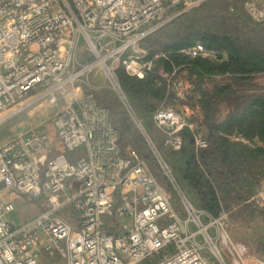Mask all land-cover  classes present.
Returning a JSON list of instances; mask_svg holds the SVG:
<instances>
[{
    "label": "built area",
    "instance_id": "built-area-1",
    "mask_svg": "<svg viewBox=\"0 0 264 264\" xmlns=\"http://www.w3.org/2000/svg\"><path fill=\"white\" fill-rule=\"evenodd\" d=\"M202 1L0 0V127L45 103L55 110L51 122L62 147L50 156L54 140L38 126L0 141V264H46V253L63 264H146L168 247L171 254L154 264H210L207 246L223 262L217 241L236 264H246V247L224 226L228 215L212 218L185 198L117 75L122 68L144 79L165 56L149 58L141 43ZM245 9L264 22V0H249ZM182 53L218 56L201 44ZM178 70L157 72L175 102L194 99L187 72ZM98 71L103 83L95 80ZM103 89L113 91L133 118L181 197L183 213L148 163L121 144L111 110L97 97ZM186 109L194 115L195 109ZM153 122L174 148L183 129H196L181 109L167 104L154 112ZM195 143L207 147L201 132ZM23 196H44L47 208L28 220L14 219ZM258 196L264 201V188Z\"/></svg>",
    "mask_w": 264,
    "mask_h": 264
},
{
    "label": "trees",
    "instance_id": "trees-1",
    "mask_svg": "<svg viewBox=\"0 0 264 264\" xmlns=\"http://www.w3.org/2000/svg\"><path fill=\"white\" fill-rule=\"evenodd\" d=\"M248 1H202L141 43L149 58L165 56L155 61V69L144 79L131 77L122 68L117 75L139 120L193 207L212 218L226 213L235 223L264 225V201L258 196L264 188V22L248 15ZM197 44L217 53V58H193L182 53ZM161 68L167 73L174 68L187 72L194 85L195 98L183 104L195 109L194 115L184 116L196 129L185 128L179 133L182 143L178 148L165 144V136L153 122L161 104L178 105L172 89L158 75ZM97 97L111 110L121 144L134 148L148 163L171 194L176 210L183 213L181 197L120 99L104 89ZM197 132L207 141L206 148H196ZM23 199L36 205L40 213L47 208L44 196ZM68 216L77 221L76 215ZM257 251L264 254V241L258 242ZM167 252L171 254L172 248L155 255L163 258ZM57 257L44 254L46 264H55Z\"/></svg>",
    "mask_w": 264,
    "mask_h": 264
},
{
    "label": "rangeland",
    "instance_id": "rangeland-1",
    "mask_svg": "<svg viewBox=\"0 0 264 264\" xmlns=\"http://www.w3.org/2000/svg\"><path fill=\"white\" fill-rule=\"evenodd\" d=\"M98 74L99 75L95 78V80L98 83H103L104 77L102 76V73L100 71H98ZM104 90L110 91L114 94V92L111 91L110 89H104ZM100 91H102V90H100ZM176 107L179 110L181 109L185 113L184 110H187L186 107H188V105L183 104V102H180V103H178V105ZM189 109L191 110V108H189ZM125 111H126V113H128L126 108H125ZM54 112H55V110L45 103L33 106L28 111L21 113L19 116L11 119L8 123H6L2 127H0V141L5 140L6 138L12 136L13 134L19 132L22 129L25 130V129H29V128L37 127V126H38V129L40 131L48 132L52 136V138L54 139L55 138V129H54V126L51 122V117L53 116ZM195 113L196 112H194V114ZM128 115H129V113H128ZM190 115H193V114L190 113ZM129 117L134 122L133 118L130 115H129ZM129 147H131V146H129ZM56 149H57V145L54 146L53 152H56ZM39 213L40 212L36 208V205L30 204V202H27V201L25 202V200L22 197L17 204V210H16L13 218L18 219L19 221H24V220H28V219H26L27 216H31V218H32V217L38 215ZM207 220L208 219H206L205 221H207ZM224 226L226 227L230 237L235 242L242 244L246 247V249H247V257L245 260L246 264H258V262H257L258 260L264 261V254L259 253L257 251L258 242L264 241V225L262 223L253 222L251 224L245 225V224H239V223L232 222L229 219L224 224ZM211 234L214 235L213 230H211ZM200 240L203 241L202 238H200ZM217 246L221 250L223 262H220V260L214 254L213 247L207 246L208 248L206 250L207 251L206 256L209 259L210 264H236L234 262V259L231 257L230 253H227V251L221 247V245L218 241H217ZM165 255L168 256L169 255L168 252ZM155 256L156 255H154L148 259V264H154L157 261H160L161 259H163L165 257L164 256L163 258H160L161 257L160 255H158L156 257ZM158 258H159V260H158ZM55 264H63L60 257L56 258Z\"/></svg>",
    "mask_w": 264,
    "mask_h": 264
},
{
    "label": "crops",
    "instance_id": "crops-1",
    "mask_svg": "<svg viewBox=\"0 0 264 264\" xmlns=\"http://www.w3.org/2000/svg\"><path fill=\"white\" fill-rule=\"evenodd\" d=\"M54 140V144L57 145V149H56V152H60L62 151V147L59 145L58 141L56 138L53 139Z\"/></svg>",
    "mask_w": 264,
    "mask_h": 264
}]
</instances>
